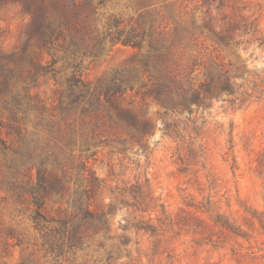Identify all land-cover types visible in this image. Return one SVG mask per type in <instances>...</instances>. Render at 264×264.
<instances>
[{
    "label": "trees",
    "instance_id": "obj_1",
    "mask_svg": "<svg viewBox=\"0 0 264 264\" xmlns=\"http://www.w3.org/2000/svg\"><path fill=\"white\" fill-rule=\"evenodd\" d=\"M2 1L17 2L29 21L16 50L5 55L0 48V191L30 211L34 234L29 244L24 232L8 227L0 234L1 252L7 255L10 248L27 243L23 250H32L20 264H37L38 251L47 261H57L77 250L102 249L111 260L120 251L107 249L108 217L116 208H131V227L154 234L146 200L152 193L146 183L131 184L111 192L110 201L97 208L95 197L105 199L103 186L89 173L87 159L104 146L126 150L137 145L144 151L143 138L154 126L142 107L149 102L164 108L157 112L164 133L177 135L180 115H191L194 105L202 106L212 95L233 97L224 100L239 106L260 100L263 74L244 75L243 67L230 60L225 65L222 56L228 42H243L236 40L237 33L256 31L253 20L241 13L228 19L222 12L219 30H212L192 22L182 1L137 0L148 4L134 21L108 17L100 24L93 0ZM223 2L215 6L219 12ZM207 40L217 52L203 58L197 48H207ZM116 45L134 49L130 59L96 82L87 79L84 61L96 60ZM41 52L50 56L45 63ZM197 66L205 70L198 84L191 76ZM48 74L59 85L51 109L31 93V85ZM127 243L124 238L122 244Z\"/></svg>",
    "mask_w": 264,
    "mask_h": 264
},
{
    "label": "rangeland",
    "instance_id": "obj_2",
    "mask_svg": "<svg viewBox=\"0 0 264 264\" xmlns=\"http://www.w3.org/2000/svg\"><path fill=\"white\" fill-rule=\"evenodd\" d=\"M178 1L186 5L192 22L212 30H219L222 12L228 19L239 13L248 15L256 31L237 33L236 40L243 42H228L222 56L225 65L230 60L243 67L242 74L248 71L264 77V0H223L220 12L215 8L218 0L210 5H201V0ZM93 2L98 6L100 24L108 17L134 21L148 4L137 0ZM164 10L167 14L166 7ZM28 21V13L17 2H0V48L5 55L24 42ZM204 46L207 48L196 47L203 58L217 52L211 41ZM133 53L128 46L116 45L96 60L86 59L83 73L96 82ZM39 56L43 63L50 59L44 52ZM204 73V68L197 66L191 75L196 84L204 79ZM58 86L48 74L31 85V93L51 109ZM231 98L212 95L202 106L194 105L191 115H180L177 135L164 133L157 113L164 108L149 102L142 107H147L154 126L143 138L147 142L144 151L137 145L126 150L104 146L87 159L89 173L103 186L105 199L99 195L94 199L99 209L118 188L148 184L152 198L146 200L154 234L131 227L133 210L119 207L108 217L110 238L105 240L107 249L120 251L119 255L108 260L102 249H88L47 261L38 251L37 264H264V95L242 106L224 100ZM135 99L140 103L139 95ZM29 213L9 192L0 191V234L14 227L25 233L30 244L34 232ZM124 225L128 229L123 230ZM124 238L127 245L122 244ZM26 244L10 248L4 256L0 245V264H20L22 255L32 250L31 246L23 250ZM128 250L130 257L126 256Z\"/></svg>",
    "mask_w": 264,
    "mask_h": 264
}]
</instances>
